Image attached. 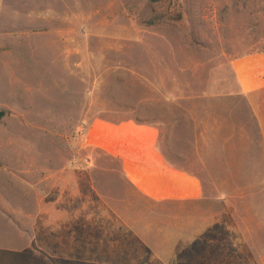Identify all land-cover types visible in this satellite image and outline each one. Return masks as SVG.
<instances>
[{"label":"rangeland","instance_id":"374dc122","mask_svg":"<svg viewBox=\"0 0 264 264\" xmlns=\"http://www.w3.org/2000/svg\"><path fill=\"white\" fill-rule=\"evenodd\" d=\"M255 51L264 0H0V264H264L261 116L232 69ZM95 116L158 126L167 158L201 180L197 234L114 233L123 245L105 254L93 218L43 213L72 166L111 158L85 144Z\"/></svg>","mask_w":264,"mask_h":264},{"label":"crops","instance_id":"0c3cea01","mask_svg":"<svg viewBox=\"0 0 264 264\" xmlns=\"http://www.w3.org/2000/svg\"><path fill=\"white\" fill-rule=\"evenodd\" d=\"M232 69L251 114L258 119L261 116L260 128L264 135V51L234 58ZM159 139V128L151 122L134 117L118 120L92 117L85 130V144L111 158L87 160L85 174L79 173L84 169L72 166L69 176L64 177L68 179L65 180L69 185L68 196L61 194L53 200L48 199L43 213L69 215L70 221L83 214L93 218L95 222L88 237L101 241L98 246H102L105 254H110L105 248L110 252L113 245H123L111 242L110 235L114 233L118 234L114 238L121 241L127 238L128 231L146 246L154 245L163 237L162 231L167 227L177 231V238H191L198 233L194 216L201 214L200 203L206 201L205 192L195 173L167 158ZM92 165L109 167L106 171L113 174L110 180H104L103 174L95 175L98 171H92ZM57 219L61 221V217ZM52 227L53 240L66 238L61 223L54 222ZM99 234L101 238L97 237ZM172 234L175 237V233ZM93 245L96 244H90Z\"/></svg>","mask_w":264,"mask_h":264},{"label":"trees","instance_id":"16d2710c","mask_svg":"<svg viewBox=\"0 0 264 264\" xmlns=\"http://www.w3.org/2000/svg\"><path fill=\"white\" fill-rule=\"evenodd\" d=\"M3 115V112L2 111H0V117Z\"/></svg>","mask_w":264,"mask_h":264}]
</instances>
